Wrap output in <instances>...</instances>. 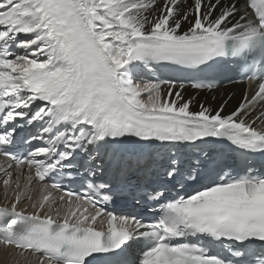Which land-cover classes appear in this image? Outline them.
<instances>
[{
    "label": "snow or ice",
    "instance_id": "1",
    "mask_svg": "<svg viewBox=\"0 0 264 264\" xmlns=\"http://www.w3.org/2000/svg\"><path fill=\"white\" fill-rule=\"evenodd\" d=\"M224 61L249 87L258 82L229 114L227 101L192 111L195 98L174 80L136 82L153 65L204 71ZM260 101L264 0H0V155L18 170L15 180L11 164L4 171L0 244L24 264H264V172H217L195 151L180 161L209 138L264 153V111L248 119ZM25 124L44 146L19 156L8 148ZM155 165L171 182L144 193L158 214L107 210L133 170ZM54 175L33 200V183ZM65 177H79L84 193L53 195ZM136 239L145 244L130 258Z\"/></svg>",
    "mask_w": 264,
    "mask_h": 264
},
{
    "label": "rangeland",
    "instance_id": "2",
    "mask_svg": "<svg viewBox=\"0 0 264 264\" xmlns=\"http://www.w3.org/2000/svg\"><path fill=\"white\" fill-rule=\"evenodd\" d=\"M189 4L190 5L192 3V0H189ZM164 3V0H157V7L162 6ZM187 28V23H185L184 25H182V29ZM165 88V87H163ZM178 89V88H177ZM166 90V88L164 89ZM179 90V89H178ZM175 91V90H174ZM182 95L184 96L185 100L190 99V98H195L193 100V103L191 105V110L192 111H199V105L201 103H203L206 106V103H212L211 107L214 106L215 109H218L219 104L221 103L223 96H221L218 91H215L214 93L211 92H202V91H186L183 89L182 91ZM235 100V99H234ZM234 105L235 103L233 102H228L226 104V108L230 105ZM207 107V106H206ZM228 112V111H227Z\"/></svg>",
    "mask_w": 264,
    "mask_h": 264
},
{
    "label": "bare ground",
    "instance_id": "3",
    "mask_svg": "<svg viewBox=\"0 0 264 264\" xmlns=\"http://www.w3.org/2000/svg\"><path fill=\"white\" fill-rule=\"evenodd\" d=\"M189 2L190 1L187 0V4H189ZM190 19H191V17H190ZM136 82L139 83L137 80H136ZM163 87H165L167 89L168 86L167 85H164ZM165 88H163V90ZM175 90H178V89L176 88ZM184 90H186L188 92L189 91H192V90L193 91H196L197 90V91L207 92L205 90H198V89H194L192 87H185ZM215 91H218V90H212L211 93H214ZM144 98L146 99V96ZM240 98H241V94H237V95L233 96L229 100V102L231 101V102L235 103L234 105L237 107L239 105L238 102H239ZM249 99H250V97H249ZM211 105H212V103H206V106L207 107H211ZM259 110L260 109L257 108V111H259ZM254 115H255V113H253V114L251 113V115L248 117L249 121L253 118ZM257 124H259V122H257ZM35 258H36L35 256H31L30 257V260L31 261H34ZM17 261H19V264H24L23 259L20 258V257H18V256H16L15 255V252L13 250H11L8 247H4L2 244H0V264H17Z\"/></svg>",
    "mask_w": 264,
    "mask_h": 264
}]
</instances>
